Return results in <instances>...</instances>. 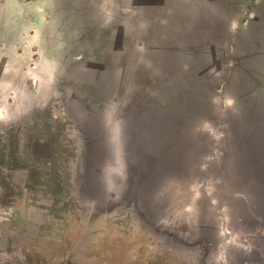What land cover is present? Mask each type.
Wrapping results in <instances>:
<instances>
[{
    "label": "rangeland",
    "instance_id": "rangeland-1",
    "mask_svg": "<svg viewBox=\"0 0 264 264\" xmlns=\"http://www.w3.org/2000/svg\"><path fill=\"white\" fill-rule=\"evenodd\" d=\"M13 1L15 35L26 41L16 49L30 52L31 67L44 60L51 70L49 111L65 121L76 146L70 153L61 142L52 150L51 162L70 163L79 209L78 247L67 250L69 258L64 252L62 264H134L140 253L153 256L141 264H215L222 255V264L247 261L246 252L224 251L218 243L249 245L258 237L217 232L244 229L228 217L243 207L229 202L228 193L248 188L231 169L238 166L249 180L264 178V0L249 10L245 0H222V10L216 17L208 11L204 24L190 11L175 26L156 25L157 12L134 0ZM152 37L159 42H148ZM188 37L197 41L181 42ZM185 60L191 70L181 76L173 66ZM170 92L178 93L177 106L165 112L160 99ZM120 118L135 141L127 147L135 191L117 174L124 171L118 145L129 137L119 138ZM16 125L0 123L3 144ZM38 142L31 138L22 156L49 158V142ZM211 151L214 161L199 172L196 163ZM1 159L4 170L14 171L6 154ZM54 189L47 187L50 195ZM256 226L264 221L254 219L250 228ZM36 236L32 253L48 264L53 242ZM6 247L0 235V264L19 262L12 255L18 247Z\"/></svg>",
    "mask_w": 264,
    "mask_h": 264
},
{
    "label": "crops",
    "instance_id": "crops-1",
    "mask_svg": "<svg viewBox=\"0 0 264 264\" xmlns=\"http://www.w3.org/2000/svg\"><path fill=\"white\" fill-rule=\"evenodd\" d=\"M134 1H136L138 6H150L151 9L157 12V15L154 13L151 17L153 20L156 19V25L163 24V22L168 26H171L170 24H174V26L180 25L181 22L179 20L182 19L183 22L187 17H183L182 14L185 15V13L190 11L194 13V18L197 17L198 21L202 20L204 24L207 20L208 11H210V17H216L217 12L222 10V0ZM255 1L259 0H245L246 9L249 10V4L254 6ZM14 6L13 0H0V123H17L16 126L8 127L6 144L2 143L0 136V235H4L8 241V247L6 248L18 247L12 254L17 256L16 259H20L17 262L18 264H31V262L32 264H40L41 262L37 260V254L32 253L30 243L33 235L42 233V235H37L36 237H42L53 242L51 249L54 250V255L52 259L50 257L48 264H62L65 260L64 252L69 258L67 250L73 251L75 247H78L76 242L78 234L73 235V230L76 229L79 209L74 195L70 163L59 165L51 162L52 150L53 148L58 149L57 146L61 142L67 143L65 148H69L71 150L70 153L76 150V146L74 141L70 140V144L68 142V139H72L73 136L65 121L53 116L49 111L51 110L49 108H52V99L48 98L47 83L51 70H47L44 60L31 67L30 52L20 54L16 49V43H24L26 41H24V37L15 35ZM211 19L215 20V18ZM169 20H172L173 23ZM177 37L174 38L173 42H178L179 38ZM184 39L181 40L182 43L197 41L195 38ZM147 41L159 42L158 37L156 39L152 37L151 40ZM198 41L201 42L200 40ZM138 53L140 52L138 51ZM185 54H189L187 48ZM141 55H139V58ZM186 57L188 58L189 56L187 55ZM143 58L146 57L142 56L141 59ZM176 65L173 66L175 70H191L190 64L186 60L181 63L176 62ZM151 68H155V64L153 65L152 63ZM163 98L160 99V103ZM120 122H122L121 118ZM121 136L123 134L119 130V138H122ZM31 138L34 141H39V144L41 142L44 144L49 142L51 154L49 158L22 156V147L30 145ZM2 154L7 155L10 165L15 167L14 171L4 170L3 161L1 162ZM43 159H49L50 161H44V163L41 161ZM8 166L6 164V167ZM205 166H207V163H204V166L200 168V172L203 171ZM59 169H64L65 173L62 178H57L54 175ZM217 181L221 180H214L215 183ZM246 185L250 188H248L250 193L239 195L232 191L231 195H227L228 201L232 203L237 200L238 202L244 201L258 204L255 207L250 205L246 207V217L244 218L264 221V178L256 177L255 180H247ZM55 186H58L59 190L55 191L56 189H54L53 195H50L51 191L47 190V187L52 190ZM42 189L43 192H40ZM216 201L213 198L211 203H216ZM226 209L230 212L228 207ZM233 212H230L231 215L228 217L234 218L235 224L239 223L241 221H239L240 215L233 214ZM42 227H45L47 231L42 232ZM261 228L259 226L250 228V225L246 224L245 230L240 229V227L237 230L236 227L235 231H237H231L232 233L227 229H219L217 233L220 236L233 235L239 232V234L251 235L259 239L257 242L247 245L239 241H232L233 239L228 241L229 239L226 240L224 238L218 244L221 250L227 251L230 249L234 254L246 252L247 261L237 258V263L235 262L234 264H264V227ZM68 239L71 242L67 244ZM91 246V243H87L85 249L89 251ZM0 254L4 255V253ZM141 254H139L138 260L134 261V264H141L142 258L149 259L153 257L151 253L150 255L148 253V256L145 255L146 258L141 257ZM222 256L226 258V255ZM222 256L220 258L214 257L213 262L222 264ZM3 259L9 261V258ZM11 263L17 264L14 260Z\"/></svg>",
    "mask_w": 264,
    "mask_h": 264
},
{
    "label": "trees",
    "instance_id": "trees-1",
    "mask_svg": "<svg viewBox=\"0 0 264 264\" xmlns=\"http://www.w3.org/2000/svg\"><path fill=\"white\" fill-rule=\"evenodd\" d=\"M180 73H181V76L182 75L184 76V75H187L188 74V72H186V70H182V72H180ZM182 79H184V77H182ZM178 97H179V95H178L177 92H174V93L170 92V94L167 97H164V98L162 97L163 99L161 100L160 107L165 112H168L169 110H171V109H173V108H175L177 106ZM149 98L150 97L146 95V99H149ZM119 130H121V133L122 134L128 135L129 137H127V141H124V139L121 140L119 142L120 144L118 145V148L120 147V151L118 152L117 155L118 156L121 155L122 163H124V171H123V173H122V171H118L117 174L119 176H122L124 178L125 182L126 181L127 182H130L131 181V178L133 177V174H132V171L129 170V168L131 166V162L128 159V157H129L128 155H130V153L128 152L127 147L133 146L135 141L131 139V135L129 133L130 132L129 130L127 131L128 133L125 132V128L123 127V125L121 124V122H120V126L118 127V131ZM122 138H124V137L122 136ZM113 149H114V147H113ZM113 154H116V152H113ZM205 159H207V160H205V161H203L204 159L203 160H200L195 165L196 168H197V170L199 172H200V168H202L204 166V163H208L210 161H212V162L214 161V154H213V152L212 151L211 152H208ZM137 167H139V165H137ZM230 174H231V176L233 174L235 177H238L239 178V181H241L243 183H246L247 180H249L248 178H244V176H243L242 172L239 170L238 166L237 167H233V169H231ZM130 183L128 185H126L125 183L124 184H125V186L128 187V190L129 191H135V189H134L135 187H133V184L132 183L130 184ZM248 188H241L239 190L238 189H232L228 193V195L229 194L231 195V193H233L232 191H234L236 194H239V195L248 194V193H250L249 190H248ZM239 203L242 204L243 207H241L240 209H238V210H240V212L237 210L238 211V214L240 215L239 221L241 220L239 223L238 222L237 223H238V225H242V227L245 228V226H243V225H246V224L250 225V224H252L254 222V219H252V218H249V219L244 218V217H246V207H248L249 205L255 207V206H258V204H256V203H247V202H244V201L239 202ZM260 229H262V228L260 227ZM200 234H202V233H200Z\"/></svg>",
    "mask_w": 264,
    "mask_h": 264
},
{
    "label": "flooded vegetation",
    "instance_id": "flooded-vegetation-1",
    "mask_svg": "<svg viewBox=\"0 0 264 264\" xmlns=\"http://www.w3.org/2000/svg\"><path fill=\"white\" fill-rule=\"evenodd\" d=\"M37 150H38V149H37ZM37 150H36V149H35V150H33V151H34V153H36V152H37ZM44 151H45V150H43V152H44ZM39 152H41V151H39ZM31 153H32V152H31ZM34 153H33V155H34V156H36L37 154H34ZM37 235H41V233H40V234H37Z\"/></svg>",
    "mask_w": 264,
    "mask_h": 264
}]
</instances>
